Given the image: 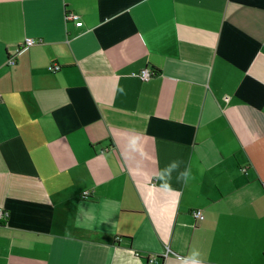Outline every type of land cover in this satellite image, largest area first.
Instances as JSON below:
<instances>
[{"label":"crops","instance_id":"crops-1","mask_svg":"<svg viewBox=\"0 0 264 264\" xmlns=\"http://www.w3.org/2000/svg\"><path fill=\"white\" fill-rule=\"evenodd\" d=\"M0 206V264H264V0H0Z\"/></svg>","mask_w":264,"mask_h":264},{"label":"built area","instance_id":"built-area-1","mask_svg":"<svg viewBox=\"0 0 264 264\" xmlns=\"http://www.w3.org/2000/svg\"><path fill=\"white\" fill-rule=\"evenodd\" d=\"M66 18L73 20L77 26L82 24L79 14L75 12H67ZM37 41H38L37 38L25 37L23 42L16 47V50H18L20 47L25 46V45L27 46L32 45ZM6 62L9 65L17 63L16 55L14 54V55L7 56ZM48 68L50 70H56L59 68V65L54 63V64L49 65ZM153 73L154 72L150 68L145 67L137 73V76H139L141 79H148ZM87 194L88 192L86 191L83 192V196H86ZM191 212L195 217L199 219L203 218V214L200 209H193ZM7 217H8V211L4 207L0 206V223H3ZM137 254L140 255L139 252H137ZM165 254L166 253L164 254L146 253V254H141V257L144 258V264H163L162 258Z\"/></svg>","mask_w":264,"mask_h":264},{"label":"clouds","instance_id":"clouds-1","mask_svg":"<svg viewBox=\"0 0 264 264\" xmlns=\"http://www.w3.org/2000/svg\"><path fill=\"white\" fill-rule=\"evenodd\" d=\"M136 139H137V137H132V139L130 141L133 146H135ZM177 166H178V162L174 160V161H172V163L170 165H168L163 171H161L158 174L157 178L162 181L161 187H163L165 189L170 187V185L168 183V181L171 178L170 173H171V170L173 168H176ZM191 178H192V172H191V168L190 167L184 168L177 175V179L178 180L183 179L185 183H187ZM197 255H198L197 253L193 252V254H192V264H198V261L196 259Z\"/></svg>","mask_w":264,"mask_h":264},{"label":"trees","instance_id":"trees-1","mask_svg":"<svg viewBox=\"0 0 264 264\" xmlns=\"http://www.w3.org/2000/svg\"><path fill=\"white\" fill-rule=\"evenodd\" d=\"M154 72V71H153Z\"/></svg>","mask_w":264,"mask_h":264}]
</instances>
